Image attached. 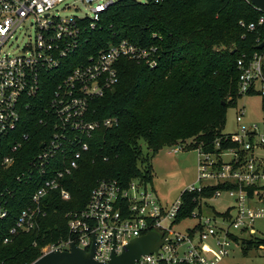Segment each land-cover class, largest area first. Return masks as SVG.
Here are the masks:
<instances>
[{"label": "built area", "instance_id": "2783aa9c", "mask_svg": "<svg viewBox=\"0 0 264 264\" xmlns=\"http://www.w3.org/2000/svg\"><path fill=\"white\" fill-rule=\"evenodd\" d=\"M62 1L0 0V170L14 164L28 139V134L18 131V127L25 126L29 111L40 113L37 123L49 132L29 158L27 167L14 176L17 182L32 177L34 188L30 204L21 208L13 225L7 227L3 242L10 240L9 234L36 228L47 193L58 191L62 199L70 198L61 180L77 167L89 149L94 131L116 123L113 116L91 119L89 104L118 82L117 59L124 56L143 61L151 68L157 64L155 47L139 46L126 39L73 64V53L81 40L96 27L102 11L113 1L84 0L93 13L91 18L53 14L55 5ZM26 20L35 25L34 45L25 46L26 50L20 53L6 50L9 38ZM263 22L264 13L255 22L244 24L240 20L239 24L253 30ZM237 68L238 92L258 95L264 111V46L247 58L243 54L237 60ZM243 112L239 110L236 121H242ZM213 143L211 150L200 146L194 149L199 155V185L186 186L170 206L161 205L145 186L139 189L142 182L137 179L125 186L117 179L98 180L84 206L66 213L67 236L45 245L42 253L68 250L71 244L87 252L93 245V258L107 262L112 252L120 254L127 250L131 239L149 232L157 233L163 242L155 252L139 255L133 264H216L228 254L231 244L241 249L242 240L255 234L253 219L264 217V122L242 125L236 132H222ZM184 144L179 142L170 148L177 152ZM213 186L217 187L211 196L201 194ZM193 191L200 195L199 207L191 212V217L197 218L195 225L201 228L190 234L188 227L180 233L175 229L179 223L175 218L181 194ZM13 194L9 185L0 188L1 223L8 215ZM223 195L233 201L222 211L210 208L211 213L203 215L202 207ZM210 238L216 246L213 253L206 246L199 247V242ZM181 245L184 248L179 251ZM253 249L264 250V244ZM259 264H264V257Z\"/></svg>", "mask_w": 264, "mask_h": 264}, {"label": "trees", "instance_id": "16d2710c", "mask_svg": "<svg viewBox=\"0 0 264 264\" xmlns=\"http://www.w3.org/2000/svg\"><path fill=\"white\" fill-rule=\"evenodd\" d=\"M262 14L248 0L110 3L73 53V64L121 39L155 47L157 64L151 68L143 61L124 56L117 59L118 82L89 104L91 119L113 116L116 123L94 131L77 167L61 180L70 198L62 199L58 191L47 193L36 228L9 234L10 240L3 242L7 227L13 225L21 208L30 204L34 188L32 177L17 182L14 176L27 167L49 133L37 123L39 112L32 109L27 113L29 120L18 131L26 132L28 139L14 164L0 170V188L9 185L14 190L8 215L0 222V264H29L42 254L45 245L65 238L66 213L84 206L98 180L117 179L124 186L132 179L151 182L152 169L143 157L142 143L152 153L186 141V149H213L214 140L222 135L227 109L242 96L237 60L243 54L249 57L258 42L264 41V22L247 30L239 21L255 22ZM216 187L201 194L211 196ZM199 195L182 192L176 222L191 217L199 207ZM200 228L196 224L188 231L192 234ZM262 243L264 237L260 236L243 239L242 253Z\"/></svg>", "mask_w": 264, "mask_h": 264}, {"label": "rangeland", "instance_id": "374dc122", "mask_svg": "<svg viewBox=\"0 0 264 264\" xmlns=\"http://www.w3.org/2000/svg\"><path fill=\"white\" fill-rule=\"evenodd\" d=\"M116 1V0H112ZM143 1V0H138ZM60 17L65 16H86L92 17V11L84 0H63L57 3L52 11ZM36 38L35 25L26 20L18 27L11 38H9L5 49L10 52L20 53L26 50L25 46H33ZM28 49V48H27ZM243 109L242 121H236L235 117L239 110ZM262 124L264 122V111L261 109V98L258 95L243 94L239 97L234 106L227 109L225 123L222 132L230 133L239 130L242 125L251 123ZM183 149L173 152L170 146H163L156 153H152L142 143L143 157L148 159V164L152 169L151 182L139 183V189L144 186L152 191L161 205L170 206L180 197V192L188 185L197 182L198 152L194 149H186L188 141L184 142ZM147 163V161L145 162ZM233 199L228 196L214 198L207 202V206L202 207L203 215H209L210 208L222 211ZM197 211V210H196ZM197 218L194 216L182 219L175 224V229L180 233H185L187 228L195 225ZM251 227L255 230V236H264V217L255 218L251 222ZM204 246L213 253L216 249L212 238L207 242H199V247ZM184 245L179 247L182 251ZM228 254L222 257L216 264H259L264 257V250H250L243 254L240 247L231 244Z\"/></svg>", "mask_w": 264, "mask_h": 264}, {"label": "water", "instance_id": "95a60500", "mask_svg": "<svg viewBox=\"0 0 264 264\" xmlns=\"http://www.w3.org/2000/svg\"><path fill=\"white\" fill-rule=\"evenodd\" d=\"M255 8L264 13V0H248ZM264 46V41L257 48ZM234 51V50H233ZM43 146V145H41ZM163 242L155 232L131 239L127 245V250L120 254L111 253L107 262H99L93 258V245L89 251L71 244L68 250H51L42 253L29 264H133L134 260L141 254L155 252Z\"/></svg>", "mask_w": 264, "mask_h": 264}]
</instances>
